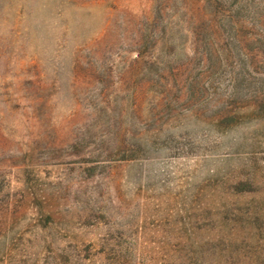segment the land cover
Wrapping results in <instances>:
<instances>
[{
  "label": "rangeland",
  "instance_id": "rangeland-1",
  "mask_svg": "<svg viewBox=\"0 0 264 264\" xmlns=\"http://www.w3.org/2000/svg\"><path fill=\"white\" fill-rule=\"evenodd\" d=\"M218 4L208 52V0H0V264H264V0Z\"/></svg>",
  "mask_w": 264,
  "mask_h": 264
},
{
  "label": "trees",
  "instance_id": "trees-1",
  "mask_svg": "<svg viewBox=\"0 0 264 264\" xmlns=\"http://www.w3.org/2000/svg\"><path fill=\"white\" fill-rule=\"evenodd\" d=\"M210 8L206 9L203 8V5L200 6L199 10L196 12L197 15L200 16V25L202 32H206L208 34L207 40L203 44V48L205 51H208L212 48L213 42L211 41V38L213 36H216L217 34H221V30L223 31L224 28H222L221 25V19L227 18L228 22H230V25L232 30L235 31V24L236 21L233 20V16H235V12H238L239 10L243 9V6L236 5L234 7H223L220 4H218L219 0H208ZM213 4H215L213 6ZM198 9V7H197ZM196 9V10H197ZM207 11V12H206ZM208 18H206V17ZM264 30V25H263ZM200 33V30H198L197 34ZM196 34V32H195Z\"/></svg>",
  "mask_w": 264,
  "mask_h": 264
}]
</instances>
